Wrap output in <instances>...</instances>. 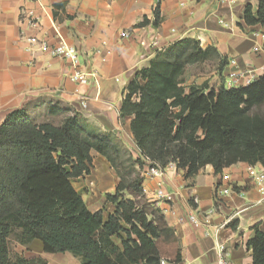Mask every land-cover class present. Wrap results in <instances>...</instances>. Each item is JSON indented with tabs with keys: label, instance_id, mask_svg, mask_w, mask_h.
Listing matches in <instances>:
<instances>
[{
	"label": "trees",
	"instance_id": "1",
	"mask_svg": "<svg viewBox=\"0 0 264 264\" xmlns=\"http://www.w3.org/2000/svg\"><path fill=\"white\" fill-rule=\"evenodd\" d=\"M247 25L264 27V0ZM153 26L160 22L159 9ZM144 19L138 27L147 25ZM226 61L214 48L192 39L156 54L128 84L121 116L140 156L161 168L175 163L185 177L210 165L215 173L238 163L264 168V75L247 86H184L188 66ZM136 98V100H134ZM104 157L119 181L105 196L113 211L90 212L71 181L89 173L91 152ZM123 143L101 131L70 105L37 100L10 112L0 125V264H47L12 253V241L38 240L44 253H70L81 264H160L180 262L177 240L153 203L146 199L140 170ZM250 264H264V234L247 242Z\"/></svg>",
	"mask_w": 264,
	"mask_h": 264
},
{
	"label": "crops",
	"instance_id": "2",
	"mask_svg": "<svg viewBox=\"0 0 264 264\" xmlns=\"http://www.w3.org/2000/svg\"><path fill=\"white\" fill-rule=\"evenodd\" d=\"M247 6L256 18V0H0V125L10 112L28 108L37 100H58L101 131L114 134L136 158L132 116L122 117L121 107L128 84L137 72L149 67L157 53L192 39L203 50L214 48L226 61L220 71L184 86L206 81L209 86L228 88L232 74L241 76L240 83L262 76L264 27L244 22ZM156 8L160 22L153 26ZM23 11H33L40 22L38 31L21 23ZM144 19L149 23L138 27ZM122 32L129 37L120 38ZM34 35L49 46L62 40L75 47L81 70L94 74L95 79H89L86 86L78 85L64 60L27 52L23 38ZM91 157L89 173L71 184L87 210H102L106 219L113 207L105 196L114 193L119 178L104 157L95 151ZM260 174L264 175L262 166L238 163L221 173L207 165L189 178L181 170H169L162 180H144L146 199L160 210L177 240L180 262L166 264H217L218 243L225 246L227 258L235 264H250L247 242L255 229L264 234V194L253 179ZM159 181L165 191L174 194L171 204L154 198ZM226 189L227 195L223 193ZM193 198L198 204H193ZM209 211L213 214L208 227L195 228L186 222L195 213L203 223ZM12 253L26 260L40 258L47 264H81L70 253H44L38 240L28 246L12 241Z\"/></svg>",
	"mask_w": 264,
	"mask_h": 264
},
{
	"label": "built area",
	"instance_id": "3",
	"mask_svg": "<svg viewBox=\"0 0 264 264\" xmlns=\"http://www.w3.org/2000/svg\"><path fill=\"white\" fill-rule=\"evenodd\" d=\"M32 2L39 3L40 0H31ZM226 1V0H224ZM43 11H45L43 9ZM21 23L26 24L31 30L38 31L40 29V22L39 19L36 18L33 11H23L21 13ZM220 24H222L225 28H230V25L227 23H224L223 21H220ZM172 33L174 31L172 30ZM120 38L126 39L129 37V34L127 32H122L120 35ZM24 43L27 45L26 51L27 52H38L40 54L49 55L54 58H60L67 62L71 68V79L76 82L78 85L86 86L89 84V79H95L94 74H88L86 72H83L80 68L79 63V55L78 51L75 47L69 46L65 44L62 40L54 46H49L45 39H39L36 35L30 36L27 38H23ZM260 75H264V67L259 69ZM259 75V76H260ZM240 75H234L232 74L230 76L229 82L227 83L228 88L232 87H238V86H247L251 84L252 80H245L244 83H240ZM116 82H119V80H115ZM136 100V98H134ZM81 105L84 107L85 102L81 101ZM138 151V150H137ZM143 163V167L140 170V176L142 178V182L144 180H162L164 177L166 171L169 170H178L176 168L175 163H169L165 168H161L157 164L152 163L147 158H143L140 156V153L138 152V158ZM224 179L228 180V177H224ZM255 185L257 186L259 192L261 194H264V188H263V182H264V175H255L253 177ZM229 190H225L223 193L228 194ZM154 198L158 201H162L166 204H171L174 201V194L167 192L163 189V185L161 182H158L157 190L154 194ZM193 204H198V201L196 198L192 199ZM213 214V211H209L207 215L205 216V221L201 223L199 219L197 218L195 213H192L187 216L186 222L192 225L195 228L198 227H208V219ZM217 250V264H235L233 261L229 260L227 258V253L225 250V246L223 244L218 243L216 246ZM166 260H161L160 264H166Z\"/></svg>",
	"mask_w": 264,
	"mask_h": 264
},
{
	"label": "rangeland",
	"instance_id": "4",
	"mask_svg": "<svg viewBox=\"0 0 264 264\" xmlns=\"http://www.w3.org/2000/svg\"><path fill=\"white\" fill-rule=\"evenodd\" d=\"M215 70H217V65H215V63L212 61L204 63L198 69L195 65L188 66L184 76L182 77V81H184L185 83L189 82L191 80H192V82H195V80H197V79L206 78V77L210 76V74H212ZM204 82H206V81H204ZM125 149L127 150V152L130 153V150L127 147H125ZM131 156H132V154H131ZM137 158H138V155L136 158H133V159H137Z\"/></svg>",
	"mask_w": 264,
	"mask_h": 264
}]
</instances>
